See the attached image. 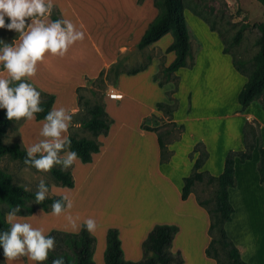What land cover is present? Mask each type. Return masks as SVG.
I'll list each match as a JSON object with an SVG mask.
<instances>
[{"label": "crops", "instance_id": "0c3cea01", "mask_svg": "<svg viewBox=\"0 0 264 264\" xmlns=\"http://www.w3.org/2000/svg\"><path fill=\"white\" fill-rule=\"evenodd\" d=\"M51 2L59 10L60 20H70L76 26L77 30L85 33V36L83 41H77L71 45L67 54L63 57L46 53L44 60L37 64L36 75L26 80L40 92L53 96L51 110L54 107H64L70 114H75L77 112L75 89L81 86L85 79H94L101 71L105 73V71L117 62V59L121 55L134 48L146 26L144 25L145 22L139 23L136 21L135 23L130 18H124L123 0H51ZM135 2L136 0H130L131 8L143 14L141 9L144 3L136 5ZM147 3H151V0H147ZM108 8L113 13H110ZM147 11V14L153 13L150 5L147 7ZM183 13L186 15L185 11ZM186 16L191 28L194 27L193 20L199 22L196 18ZM44 20L46 23L50 22L48 17L44 18ZM30 22L29 20L28 23ZM132 24L140 27L135 30L136 35L134 38L131 31ZM126 26L127 28H125ZM205 30L208 29L206 28ZM208 32L210 36L218 40L215 32H210L209 30ZM132 38L133 40L130 42ZM13 43H19V36ZM155 44L156 42L145 47V49H156ZM222 48V45H219L217 42L218 54L216 59L223 61L229 77L233 80L236 79L238 82L237 84L236 82L232 84L231 92L230 89L228 91L229 94H233V98L235 97L236 101L237 93L246 80L232 67L231 60L233 56L231 57V52L229 54H222ZM203 50L200 44V48L194 55L190 69L179 68L175 71L174 75L178 78V85L175 93L172 94L174 99L179 95L182 83H184L183 80L193 77L192 72L195 71L198 63H210L203 57L200 58ZM212 50H209V52ZM169 55V61H172L173 53L170 52ZM157 64V60L151 58L148 66L143 71L135 75L120 74L117 76L113 91L122 96L119 101L120 105L117 107L111 105L112 100L110 95L112 92L104 98V111L111 118L112 123L109 126L106 136H98L97 138L100 143L99 151L92 155L89 163L80 165L82 168L88 169L91 174H83V169L75 170L78 164L76 161L72 165L73 169L72 166L70 169V174L73 179L72 188L56 189L53 185L51 187V193H56L57 196L60 194L62 197L67 195L73 202L76 199L77 193L80 190L83 191L84 186L85 193L89 194L92 192L98 195L101 192L103 196L100 197L105 196V192H107L105 185H107L108 181L113 182L111 186L114 191L116 190L119 193V190H125L123 185L133 184L137 178L124 175H112L110 174L109 167H113L114 164L115 169L124 166L123 155L120 158L122 163L116 160L119 158H113V156H119L120 152L124 149L129 150L132 148V150L139 152L143 165H141L142 169H146L145 165L147 163L151 166V170H147L145 175L149 179V191L151 190L150 192L154 193L152 195L154 199H149L146 194L139 198L133 196L134 200L130 198L128 201L129 195H125L124 208L122 210H120L121 206L119 202L121 200L119 198L115 199L112 203H105L106 207L104 212L107 215L113 214V217L109 218L106 222L117 221V223L101 224L96 227L97 233L96 230L91 233V235H95L101 241V251L103 250V240H105L106 230L108 228H115L118 232L123 260L137 262L141 259L140 245L150 229L154 225H173L177 228V232L173 237L171 250L172 252L179 251L182 264H214V261L206 258L203 253L209 241L206 234L209 221L205 211L196 204L193 193L189 194L184 201L179 199L182 178L186 177L188 175L187 171L190 172L191 170L192 162L187 159V155L195 139L189 143L190 145H182L181 140L187 131V123L193 124L200 122L202 119H204L203 121L206 120L205 116L193 117L191 115L193 89L190 87L184 90V96L186 99H190V105L188 106L186 103V107H184L181 115H179V110H175L171 115V121L182 125L184 132L181 134L179 140L167 146V149L172 153L169 162L165 164L158 163V147L155 134L140 128L143 119L148 116H161V112L155 109L156 103L166 102L170 104L167 93L173 89L172 83L168 82L162 87H157L156 83L151 80L153 73L156 72ZM212 64L208 65L207 68L209 69ZM145 74H148L150 82L146 89L150 90L151 87L152 91L157 90L163 99H161L162 102H157L158 100L155 99L151 101V105L149 104L147 106L146 99H143L144 96L142 94L140 95L135 88H131ZM6 76V70H1L0 77ZM128 84H131V86L127 87ZM229 85L230 83L226 79L225 87L228 88ZM254 104L255 101L251 102L242 113L238 111L239 106L237 104L233 110L231 109L232 114L222 115V118L225 119L231 117L237 119L240 132L239 134L233 133V138L235 139L234 146L229 145L226 148V152L223 151L221 153V161L219 163L218 161L214 164L210 163L207 140L200 138V141L204 144L207 158L198 170L199 173H205L211 177L218 176L222 171L225 154L228 151H241L243 149L241 129L245 122L254 121L258 124L259 142L264 149V110H261L259 105H257L258 107L255 106L256 108L254 109ZM145 105L147 106L146 108L144 107ZM129 114L135 116L132 123H129L131 120L127 118ZM41 128V121H27L26 119H22L18 123L16 127L17 140L25 151L32 144L43 139L39 135ZM205 130L211 135V127ZM229 133H232V131L230 130ZM179 157L187 160L186 162L189 165L187 168L179 162ZM124 158L130 157L125 156ZM193 158H195V154ZM257 158L258 153L254 148L251 152L250 160L239 163L236 158L234 159L233 176L235 186L228 189V201L233 212L230 215V220L224 224L226 236L232 242L240 259L245 264H264V188L258 182V174L256 171ZM133 163L129 161L130 165ZM181 166L184 167L185 173L187 174L181 172ZM117 172L122 174L123 168L120 171H115V174ZM87 206L89 207L87 209L91 210V213L96 208L100 209L99 201L91 209L90 203ZM138 207L141 210L134 212V214H139L134 218L133 222H129L128 218L131 217V211ZM68 211L56 219L55 224L63 226L64 228H70L74 232L76 230H73L65 219ZM85 220V218L78 219V226L80 223H84ZM98 222L96 221V225ZM191 234L193 237H191ZM98 264H103L101 262V256Z\"/></svg>", "mask_w": 264, "mask_h": 264}, {"label": "rangeland", "instance_id": "374dc122", "mask_svg": "<svg viewBox=\"0 0 264 264\" xmlns=\"http://www.w3.org/2000/svg\"><path fill=\"white\" fill-rule=\"evenodd\" d=\"M181 2L183 6L185 7L184 11L186 12V15L190 16L191 18H196L200 22L199 24V22H197L196 20H193L192 23L194 27L191 28L189 24L190 22L188 21L187 16L183 13L186 28H187L188 41L190 45V51L186 57L187 62L191 60V62L193 63L194 55L196 54V51L200 48V44L202 45L204 49L200 54V58L203 57L205 60L210 62V63H205V64L198 63L197 68L195 69L194 72H192L193 77H190L188 79L185 78L183 80L184 83H182L181 90L179 91V95L175 98L177 102V108L179 107L178 109L176 108V110L177 111L179 110L178 111L179 115H181L184 107H186V103L188 106L190 105V99L185 98L184 90L191 87L193 89L192 91L193 92V104H192V114L191 115H193V117H197V116L206 117L205 121H203L204 119H202L200 122H197V123H193V124L187 123V131L185 132V135L183 136V139L181 140V144L190 145L189 143L195 139L191 147V150L188 152V155H187L188 156L187 159H189V161L193 163L194 154H192L191 157H189V155L191 154V151L194 145L198 143H200L204 148V144L200 141V138L201 139L204 138L207 140V144H208L207 146L209 147L210 163L214 164L217 161L219 163V161H221V153L223 151L226 152V148L229 145L234 146L235 139L233 138L234 137L233 133L239 134L240 128H238L239 126H238L237 119L233 117L229 119L222 118V115L224 114H229V115L232 114L231 109L233 110V108L236 107L237 105L235 101V97L233 98V94L232 95L231 93L229 94L228 91L230 89V92H231L232 84H234V82H236L237 84L238 82L236 79L235 81L229 77L226 71V67L223 65V61L221 59H216L217 54H218L217 42L219 43V45H222L220 42V39H221L224 42V46L226 47V49L229 52H231L233 58L241 66L244 72L248 73L252 69V56L258 50V46L256 43L259 37V34H260L258 30V25L259 24L264 25V18L261 14L262 7L255 0H181ZM142 3H144L141 9L143 14L131 8L130 0H123V5H122L123 11H124L123 16L125 19L130 18L135 23L136 21L139 23L145 22L144 25L147 27L148 24L157 15V9L152 5V0H151V3H147V0H142L139 4L136 3V5H140ZM149 5L151 9H153L152 14H147L148 12L147 7ZM190 10H193L199 15H201L202 17H204L206 21L210 25L213 26L214 28L213 32H215L216 35L218 33V35L220 36V39L218 38L217 40V38L215 39L212 36H210L208 34L209 33L208 30H205L207 26L197 16L192 14ZM108 11L110 13H113V11L109 8H108ZM125 28H127V26ZM139 28L140 27L134 26V24H132L131 31L133 34V38L136 35L135 30ZM0 32L7 36V32L5 29H0ZM236 33H239V41L236 45H233L232 39ZM133 38L130 40V42L133 40ZM171 41H172L171 36L167 34L165 36H162L158 41H156V44H155L156 49L151 48L150 50H147L143 48L139 50L135 46L134 48L128 50L127 52H125L123 55H121L117 59L116 65L111 68L107 77H105L106 74L104 75L103 73L101 76L102 77L101 80L85 79L82 85L79 86V89L76 91V97L79 98V105L77 107V112L74 115H78V117L86 118L87 115L85 111L87 108L91 107L94 104L103 105L104 98L108 96L111 92H114L113 87L115 85V80L113 81L112 79L114 71L121 72V74H124L125 72H129L133 69L140 68L142 65L147 63V60L149 63L151 58H155L158 64H157L156 72L153 71L154 72L153 75L157 73V79L159 81L164 80L165 74L163 73V69L168 66V62L169 63L171 62L169 61L170 55L169 53L165 52V49H166V46ZM211 49L213 50L209 52V50ZM148 63L146 67L148 66ZM211 63L213 64L208 69L207 67ZM153 75L151 77L152 81H153ZM241 76L245 78V76L243 75ZM227 77H229L230 79ZM140 78L136 84L132 86L131 84H128L127 87L131 86V88H135V90L139 92L140 95L142 94V96H144L143 99H146L147 106L149 104L151 105L152 104L151 101L155 99L158 100L157 102H162L163 99L160 97L157 90L152 91L151 87H150V90L146 89V87H148L150 83L148 79V74H145ZM226 79H228L230 83L228 88L225 87ZM170 83H172L173 85V82H170ZM177 85H178V78H177V83H176V89H177ZM168 99L170 101V99H174V98L172 95H168ZM257 103L258 102L255 101V104L253 106L254 109L258 107ZM164 104H169V103L164 102ZM111 105L114 107H117L120 105V102L116 103V102L111 101ZM146 105L144 106L145 108L147 107ZM127 118L131 120V122L129 123H132L135 119V116H133L132 114H129ZM168 120H169V117L162 113H161V116L159 117L155 115H150L147 118L143 119L144 124L148 127H155L158 133H160L164 142H168V145H169L172 142L179 140L181 134L184 132V127H183L182 133L177 138V129L176 127L172 126L168 122ZM20 121L21 119L15 120L13 123H11V125L5 131V134L0 138V144L16 145L17 148H20L18 140H17V133H16V127ZM175 125H178V124L175 123ZM209 127H211L212 129L211 135L209 132L205 130V129H208ZM69 129H70V132L74 134V136L77 138H81V137L89 138V133L79 125H70ZM230 130L232 131V133H229ZM257 144L258 142H256V145ZM122 155L124 157L129 156L130 158L122 157L124 161L123 162L124 166H121L118 169H115V164L113 165V167H109V171L111 172L110 174L115 175V176L117 175L131 176L132 178L133 177L137 178V180L133 184L123 185L125 190L123 191L119 190V193L116 192V190L114 191L113 187L111 186L113 182L108 181L107 185H105L107 192H105L104 197H100V196H103L101 192L98 195L97 193H92V192H90L89 194L85 193L84 191L85 186H84L83 191L80 190L77 193L76 199L73 201V207L67 212L66 215L71 214L73 218L78 217V219L93 218L94 220L99 221L97 224V227H98L104 223H117V221L106 222L109 218L113 217V214L107 215L104 212V209L106 207L105 203L107 204L112 203L115 201V199L119 198L121 200V202H119L121 206L120 210H122L124 208V199H125L124 196L125 195H129L128 201L130 198L134 200L133 196L139 198L140 196L146 195V194L148 195L149 199L150 198L154 199V196H152L154 193H151L150 192L151 190L149 191L150 189L149 179H147L148 177L145 175L147 170H151V166H149V164L147 163V165H145L146 169H142L141 167L142 160L139 155V152L132 150V148L129 150L124 149L122 152H120V155H119L120 157L118 155H114L113 158H119L116 160H119V162L122 163L120 159ZM195 157H196V154H195ZM181 158L182 157H179V162L182 163V165L185 166V168H187L189 166L188 163L186 162L187 160L183 158L181 159ZM128 160L134 163L130 165ZM77 163L78 164L76 165L75 170L83 169L82 170L83 174H86V175L91 174V172H89L88 169L82 168V166H80L82 165V163L78 161ZM183 166H181V172H183L184 174L188 173L189 175L190 172L187 171V173H185V169ZM25 168L26 166L24 164L16 160L10 159L9 156L7 155L0 156V170L2 173H4L8 177L9 183L11 185L19 186L24 190L25 188H29L30 190L27 192L35 194L37 191V184L39 182V179L44 178L49 186L48 197L57 196L56 193L55 194L51 193V187L53 185H54V188L56 189L66 188V187H61V186L56 185L50 176V172L47 174L40 173V172H37L36 169H30L29 171H26ZM53 168L61 169V166L57 165ZM121 168H123L122 174L120 172H117L115 174V171H120ZM72 169H73V166H72ZM204 176H205L204 181L202 183H195V185L192 187V193L194 194V196H197L198 199L201 202H203V204H205L207 208H210L212 204L214 186L212 184L210 185L206 184L205 179H206L207 174L204 173ZM117 185H120V184H117ZM58 196L62 197V195L60 194ZM194 200H195V197H194ZM98 201L100 203V209L96 208L91 213V210L87 209L89 208L87 206L88 203H90V209H91L97 204ZM31 204H32L31 202L25 203L21 207L20 213H23L26 207ZM12 207L13 206H8L0 202V212L3 214V218L5 222H6V213L9 212ZM186 207H188V205H186ZM139 210H141L140 207L135 208L133 211H131V215H130L131 217L128 218L129 222L134 221V218L139 214V213L134 214V212L139 211ZM20 213H18V216H20ZM60 217L61 215L60 216L52 215L51 210L47 212H44V211L41 212L40 209H37L31 215L23 217V219L20 222H27V223H30L34 228L42 229L45 235H47L51 231H60V232H65V233H77L78 232V231L73 232L70 228H64L63 226L56 225L55 221L56 219ZM81 225H84V223H80L79 228ZM61 230H64V231H61ZM97 232L98 231L96 229V233ZM92 236L94 237L93 254L95 255L94 256L92 254L93 263L98 264L100 256H101V262L103 263L102 254L105 248V240H103V250L101 251V246H102L101 241L95 235L92 234ZM191 237H193L192 234H191ZM61 251L64 252V254H66L68 259L72 262V257H71L69 250L67 249V246H64L63 248H61ZM0 264H35V262L29 260L27 257H20L17 260L9 261L7 258H5L2 255V249H0Z\"/></svg>", "mask_w": 264, "mask_h": 264}, {"label": "trees", "instance_id": "16d2710c", "mask_svg": "<svg viewBox=\"0 0 264 264\" xmlns=\"http://www.w3.org/2000/svg\"><path fill=\"white\" fill-rule=\"evenodd\" d=\"M142 0H136L139 4ZM262 7V16L264 18V0H255ZM152 5L157 9V15L148 24L146 29L140 36L137 49L141 50L152 43L158 41L165 34H169L172 38L171 43L166 47V53H173V59L167 67L163 69L165 74L164 80L157 79V73L153 75V81L156 82L157 87H162L167 82H173V90L168 95H172L176 91L177 77L174 73L179 68H190L192 66L191 60L187 62V55L189 54V41L187 28L184 20L183 6L181 0H152ZM192 14L197 16L208 28L213 32L214 28L210 25L204 17L193 10ZM50 22L60 20L59 10L53 6L51 16L48 17ZM29 21V20H28ZM27 21V23H28ZM5 23L9 20L5 18ZM6 30V29H5ZM259 37L256 41L258 50L252 56V69L245 73L237 61L232 57L231 64L234 70L245 76L246 81L241 86L236 96V102L239 106V112L242 113L245 108L254 101L258 102L261 110H264V25H258ZM7 36L0 32V41L12 44L19 36L14 31H8ZM218 38L220 36L217 33ZM239 41V33H236L232 39V44L236 45ZM222 44L221 53L229 54V51L224 46V42L220 39ZM2 47V45H0ZM148 63V60H147ZM146 64L140 68L125 72V75H134L141 70H144ZM113 64L107 71H101L94 80H101L104 73L107 77ZM3 66L0 65V71ZM121 72L114 71L113 81ZM29 83L27 80L23 81ZM19 82H14L10 86H16ZM36 89V88H35ZM79 89L77 87L76 91ZM37 90V89H36ZM41 107L43 112L35 114V121H43L47 113L51 110L53 103V96L40 92ZM170 104L156 103L155 109L162 114L169 117L168 122L176 127L177 138L183 131L182 125H175L170 117L177 108L175 99H170ZM76 105H79V98L76 97ZM86 118L78 117L73 114L71 125H79L89 133V138H77L68 129V136L71 140V150L76 151L80 157L78 160L82 164L89 163L93 154L99 151L100 143L98 136H106L111 118L104 111L103 105L94 104L86 109ZM78 117V118H77ZM75 118V119H74ZM22 120V119H21ZM14 120L6 118V112L0 109V138L4 135L7 128ZM140 128L144 131L153 132L156 136V143L158 147V163L165 164L171 157V151L167 149L168 142H164L160 133L155 127H148L144 121L140 124ZM243 149L241 151H228L223 159V166L221 173L216 177L206 176L205 183L214 186L212 204L207 208L197 196L195 197L196 204L205 210L208 216L207 235L209 241L203 251L206 258L214 261V264H245L239 257V254L228 239L224 231V224L230 220V215L233 210L228 201V189L235 186V179L233 176V163L236 158L239 163H243L251 159V151L255 148L258 153V160L256 163V171L258 174V182L264 188V149L259 142V127L254 121L245 122L241 129ZM176 138V139H177ZM175 139V140H176ZM256 142L258 144L256 145ZM20 146V145H19ZM63 154V153H61ZM196 154L193 160L190 174L182 178V186L180 189L179 199L184 201L189 194L192 193V187L195 183H202L204 181V174L199 173L198 170L207 158V153L203 146L198 143L194 145L191 154ZM7 155L10 159L16 160L22 164L26 158L27 152L20 146L16 145H2L0 144V156ZM71 168V167H70ZM70 168L66 171H61L60 168H53L50 171V176L54 183L61 187L72 188L73 179L70 174ZM34 169V168H32ZM60 196L47 197L42 203H35V194L25 191L19 186H14L9 183L8 177L0 170V202L8 205L21 207L28 202L32 204L27 206L20 216L25 217L31 215L35 210L40 209L44 212L51 210V205L54 201L60 200ZM10 225L5 222L3 214L0 212V232L8 231ZM177 228L173 225H155L147 233L146 238L142 241L141 259L137 262L125 261L122 258L120 242L118 239L117 230L109 228L105 233V248L102 254L103 264H182V258L179 251L172 252L171 243ZM51 235L55 237L56 247L55 251L49 252L48 259L43 264H52V261L58 257H63L65 264H94L92 254L94 249V237L85 230L84 225H81L77 233H65L60 231H51L46 236ZM67 246L72 262L68 259L66 254L61 251V248ZM60 251V252H59Z\"/></svg>", "mask_w": 264, "mask_h": 264}, {"label": "clouds", "instance_id": "9594fccd", "mask_svg": "<svg viewBox=\"0 0 264 264\" xmlns=\"http://www.w3.org/2000/svg\"><path fill=\"white\" fill-rule=\"evenodd\" d=\"M53 9L51 0H0V29L14 31L19 34L18 44L0 41V65L7 76L0 77V109L5 110L8 120H35V114L43 112L40 93L25 81L36 75L37 64L44 60L45 54L63 57L71 45L83 41L85 33L67 19L45 22ZM9 23H5V18ZM30 20V23L27 21ZM19 82L16 86H10ZM121 99L122 96H115ZM73 114L64 107H54L41 121L39 133L43 139L27 148L23 163L25 170L34 168L40 173H49L57 165L61 171L68 170L80 159L76 151L71 150V140L66 133L72 123ZM63 153V155H61ZM25 188V191H29ZM49 186L44 178H40L35 193V203L40 204L47 199ZM73 207L72 200L63 196L51 205V214L60 216ZM21 205H15L6 213L8 231L0 232V249L9 261L27 257L35 264H43L49 252L55 251V237L46 236L42 229L34 228L30 223L20 222L18 216ZM43 210H41L42 212ZM35 216V214H34ZM73 230L78 231L77 218L71 214L65 216ZM96 221L88 218L84 228L89 233L96 230ZM52 264H65L64 258L58 257Z\"/></svg>", "mask_w": 264, "mask_h": 264}, {"label": "built area", "instance_id": "2783aa9c", "mask_svg": "<svg viewBox=\"0 0 264 264\" xmlns=\"http://www.w3.org/2000/svg\"><path fill=\"white\" fill-rule=\"evenodd\" d=\"M115 96H120L117 92H112L111 93V95H110V97H111V100L113 101V102H116V103H118L119 101H120V99H114L113 97H115Z\"/></svg>", "mask_w": 264, "mask_h": 264}]
</instances>
